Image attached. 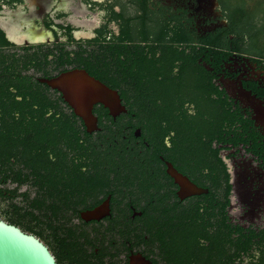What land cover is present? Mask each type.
Returning a JSON list of instances; mask_svg holds the SVG:
<instances>
[{
    "label": "flooded vegetation",
    "instance_id": "1",
    "mask_svg": "<svg viewBox=\"0 0 264 264\" xmlns=\"http://www.w3.org/2000/svg\"><path fill=\"white\" fill-rule=\"evenodd\" d=\"M215 4L0 0V221L56 264H172L200 201L210 229L259 235L217 264L258 259L264 65L237 52L236 0ZM75 71L117 97L91 129L48 85ZM166 164L206 194L179 199Z\"/></svg>",
    "mask_w": 264,
    "mask_h": 264
},
{
    "label": "trees",
    "instance_id": "2",
    "mask_svg": "<svg viewBox=\"0 0 264 264\" xmlns=\"http://www.w3.org/2000/svg\"><path fill=\"white\" fill-rule=\"evenodd\" d=\"M226 18L229 22V32L236 36L237 52L248 56L251 61H257L264 65V0H236L235 9H232L231 13H227ZM208 44L211 43L208 41L206 45L208 46ZM252 57L261 59L255 60ZM4 91L1 93H5ZM17 94L19 93L17 92ZM28 124L38 126L40 123L36 121ZM35 135H40V132ZM193 156L195 157L196 154L190 151V157ZM227 188H229L228 185ZM208 197L209 195L205 199ZM202 203L211 205L212 202L205 200ZM226 203L227 199H225V205ZM198 204L200 201L193 202V209L188 212L189 224L185 242L180 245L179 241L173 240L178 250L173 252L172 264H217L218 256H225L226 260H229L227 256L232 252L231 250L236 252L244 250L252 239L259 236L253 231L241 234L238 229V233L231 236V231L226 232L223 229H216V227L210 229L205 223L214 214L204 213V216H200ZM210 212L212 211L210 210ZM12 224L19 226V223L12 222ZM200 240L205 242L201 243ZM261 246L263 244H260ZM221 263L226 264L224 261ZM251 264H264V250Z\"/></svg>",
    "mask_w": 264,
    "mask_h": 264
},
{
    "label": "water",
    "instance_id": "3",
    "mask_svg": "<svg viewBox=\"0 0 264 264\" xmlns=\"http://www.w3.org/2000/svg\"><path fill=\"white\" fill-rule=\"evenodd\" d=\"M205 1L208 5H216L215 0ZM48 85L61 89L65 101L80 114L89 129L94 127V119L87 115L93 104H101L110 112L116 110L118 105L116 94L113 91L80 71L64 75L49 82ZM166 165V173L178 187L176 196L179 199L206 194V190L196 187L187 178L176 173L169 164ZM0 264L56 263L36 238L0 221Z\"/></svg>",
    "mask_w": 264,
    "mask_h": 264
}]
</instances>
